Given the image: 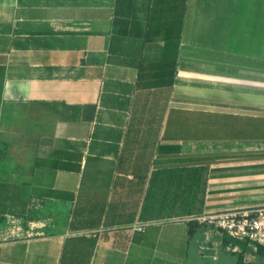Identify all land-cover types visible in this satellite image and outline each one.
I'll list each match as a JSON object with an SVG mask.
<instances>
[{"label": "crops", "instance_id": "0c3cea01", "mask_svg": "<svg viewBox=\"0 0 264 264\" xmlns=\"http://www.w3.org/2000/svg\"><path fill=\"white\" fill-rule=\"evenodd\" d=\"M124 4L0 0V264H61L79 236L89 264L258 260L188 222L264 206V0H195L156 89Z\"/></svg>", "mask_w": 264, "mask_h": 264}, {"label": "trees", "instance_id": "16d2710c", "mask_svg": "<svg viewBox=\"0 0 264 264\" xmlns=\"http://www.w3.org/2000/svg\"><path fill=\"white\" fill-rule=\"evenodd\" d=\"M172 1L176 5H180L187 0ZM179 35L180 29L177 25L163 30L161 28H148L147 32L142 35L144 54L138 61L137 86L139 89L170 87L173 84L177 66ZM160 37L162 38L161 42L158 40ZM188 226V233L191 235L200 227V224L196 220H190ZM71 227H74L73 224ZM229 243L234 246L241 244V242L223 235L222 244L227 245ZM94 244V238L85 236L67 239L61 264H89ZM256 248L258 254L264 252V246L257 245Z\"/></svg>", "mask_w": 264, "mask_h": 264}, {"label": "rangeland", "instance_id": "374dc122", "mask_svg": "<svg viewBox=\"0 0 264 264\" xmlns=\"http://www.w3.org/2000/svg\"><path fill=\"white\" fill-rule=\"evenodd\" d=\"M123 4L127 2V0H122ZM134 7L128 8L124 10V13L120 14L119 22H126L123 26L126 27L130 32L136 34L138 32H144L147 27L152 29L158 28H166L169 26L179 25L180 17H185L186 22L190 21L191 12L193 11V6L195 0H187L185 10L180 9L179 5H176L172 0H133ZM217 2H223L227 0H215ZM183 17V18H184ZM252 209V208H251ZM250 210V209H248ZM242 212L243 210H234ZM233 212V211H226ZM226 212H221L219 214H224ZM217 215V214H216ZM214 216V215H213ZM192 220L198 221L200 224L204 225V227H214V223L210 218L206 216L192 218ZM5 224V223H3ZM11 226L15 227V223H10ZM2 226V225H1ZM208 235L210 234L209 230L203 229ZM220 238L219 235H217ZM212 239H215L214 236L211 235ZM233 250V248H230ZM236 261L235 264H264V252L256 254L257 259H254L251 256H244L239 251H236Z\"/></svg>", "mask_w": 264, "mask_h": 264}, {"label": "built area", "instance_id": "2783aa9c", "mask_svg": "<svg viewBox=\"0 0 264 264\" xmlns=\"http://www.w3.org/2000/svg\"><path fill=\"white\" fill-rule=\"evenodd\" d=\"M214 227L222 234L246 243L248 246H264V206L242 212L233 211L214 216H207ZM146 224H136L135 232H143ZM1 235V233H0Z\"/></svg>", "mask_w": 264, "mask_h": 264}]
</instances>
